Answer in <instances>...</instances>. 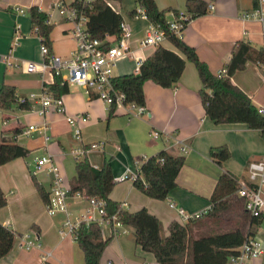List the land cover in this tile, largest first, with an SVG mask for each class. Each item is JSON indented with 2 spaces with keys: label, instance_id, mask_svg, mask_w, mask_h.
Instances as JSON below:
<instances>
[{
  "label": "crops",
  "instance_id": "crops-1",
  "mask_svg": "<svg viewBox=\"0 0 264 264\" xmlns=\"http://www.w3.org/2000/svg\"><path fill=\"white\" fill-rule=\"evenodd\" d=\"M56 1L0 0V88L3 85L15 87L17 97L39 96L44 86L51 85L54 81L51 73L29 74L24 70L25 65L20 66L19 63L32 62L39 66L43 60L39 52L40 39L28 16L29 7L37 5L49 14L53 26L61 25L63 36L71 37L67 21L54 9ZM111 1L132 33L131 48L146 59L155 49L138 50V41L144 36L148 20L132 16L131 12L138 8L136 0ZM203 1L208 5L212 4L214 9H208L207 13L191 19L181 38L196 50L200 61L206 64L213 75H218L228 63L236 41H248L255 49L264 52V22L242 17L244 12L254 7L253 0ZM63 2L69 4L71 0ZM155 2L159 9L170 10L166 13L167 20L171 19L172 10H185L186 4V0ZM13 5L22 8L24 13L15 12ZM16 32L23 36L12 52L10 62L20 67L8 66L2 59L8 54ZM161 47L175 52L169 40L164 41ZM72 53L71 51L69 54ZM131 74L135 73L134 62L130 59L120 61L114 69L115 77ZM231 81L248 96L256 108L264 109L263 69L257 64L247 63L244 70L232 76ZM76 87L84 92H74L73 87L69 86V93L61 99L66 116H89V121L81 125V143L73 140L65 115L49 112L45 116L50 127L47 132L49 142L45 144L38 133L29 139L15 142L29 150V156L0 167V189L7 202L0 210V223L15 234L14 246L8 255L0 259V264H42V257L46 253L49 254L48 264H84L83 253L77 243L69 236L61 238L59 231L63 229L67 218L74 223L82 215L93 212L86 198L77 194L66 201L67 216L64 213L51 216L46 212L35 183L49 193L51 178L46 172H41L36 177L31 175L35 159L45 154L52 156L68 186L75 175V160L69 155V151L80 146L98 144L100 147L88 150L84 159L94 169H100L104 160L109 159L113 179L125 172L135 173L138 165L160 152L184 157L176 187L165 200H154L143 195L131 181L115 184L110 194V199L120 204L125 211L134 213L146 209L159 220L164 236L168 233L170 223L185 224L176 210L169 207L170 203L189 215L203 213L210 206L209 198L221 173L229 172L238 178L239 183L247 182L248 165L264 159V140L258 131L250 130L243 124L216 125L205 115L199 96L202 85L195 66L190 62H186L180 80L171 88H161L152 82L144 84L143 106L146 114L142 117H133L124 110H108L102 100L93 94L88 95L83 88ZM30 106L29 111L19 110L17 105L10 110L0 109V137L12 140L22 128L42 124L43 119L33 110L36 104L30 103ZM109 113L112 116L109 117ZM62 124L69 129L66 134L59 133L58 127ZM154 133L159 135L158 139L152 137ZM220 146L228 148L230 157L218 166L210 158V151ZM232 212L235 213L232 224L235 226L238 220L244 218L247 220L244 231L248 230L250 225L247 217L240 214L241 209ZM117 231L115 235H111L110 229L101 230L102 237L108 244L100 264L156 263L152 254L143 252L135 244L131 229L122 227ZM252 232L255 237L264 241V222L260 227L252 229ZM25 236H29L31 241L38 239L40 248L26 250L23 247ZM263 257L264 254L245 264H264Z\"/></svg>",
  "mask_w": 264,
  "mask_h": 264
},
{
  "label": "trees",
  "instance_id": "trees-1",
  "mask_svg": "<svg viewBox=\"0 0 264 264\" xmlns=\"http://www.w3.org/2000/svg\"><path fill=\"white\" fill-rule=\"evenodd\" d=\"M142 7L148 20L164 26L166 13L169 9H159L155 0H136ZM70 7L82 9L80 0H71ZM87 32L91 38L104 39L105 35L118 38L121 33V14L110 7L105 0H95L87 9ZM208 3L203 0H186L185 12L190 19L207 13ZM136 9L131 14L134 16ZM176 12V10H172ZM32 27L51 53V31L49 14L37 5L28 9ZM168 40L174 47L169 51L158 47L143 62L139 74L117 76L111 80L113 89L124 95L125 103L143 106L145 104L143 86L152 82L161 88H171L180 80L186 62L192 63L198 73L202 88L199 91L201 104L205 115L216 125L243 124L250 130L258 131L264 140V116L258 113L251 100L231 78L245 69L247 63L264 67V52L255 49L251 43L244 40L235 42L230 59L225 65L224 75H213L205 63L201 62L196 50L182 38L168 34ZM109 46L105 41L102 47ZM182 55V57L180 56ZM47 94L60 99L69 93V86L54 77L51 85H45ZM15 87L3 85L0 88V109L10 110L12 106L22 111L31 109L30 103H17ZM112 113H109V117ZM30 151L16 144L10 138L0 137V167L19 158H26ZM230 153L226 146L213 148L210 158L220 166L228 160ZM184 157L160 152L140 165L139 175L133 182L134 187L143 195L154 200L163 201L170 191L176 187V179L184 165ZM111 161L105 159L100 169H94L86 159L75 161V175L69 183L72 195L79 194L85 198L104 200L108 217L116 215L123 227L132 231L135 244L143 252L154 256L157 264H229V259L238 254L244 242L254 237L252 229L260 227L262 218H252L244 211L243 201L237 196L240 188L239 180L229 172L221 173L209 198L208 210L196 219L185 224L172 222L164 236L159 220L146 209L130 213L120 208V204L110 199L114 188ZM38 194L46 205L49 193L35 183ZM6 198L0 189V210L6 206ZM241 209L240 214L247 217L250 228L246 231L240 227L223 229L225 217L235 209ZM199 226L210 227L207 234L194 236V230ZM77 245L83 253L84 264H100L102 254L108 244L102 237L101 228L97 224L85 226L82 224L77 231ZM15 234L0 223V259L12 250Z\"/></svg>",
  "mask_w": 264,
  "mask_h": 264
},
{
  "label": "built area",
  "instance_id": "built-area-1",
  "mask_svg": "<svg viewBox=\"0 0 264 264\" xmlns=\"http://www.w3.org/2000/svg\"><path fill=\"white\" fill-rule=\"evenodd\" d=\"M80 1L83 5L82 9L70 7L68 4H65L63 0H57L54 4V9L58 14L71 24L69 33L76 42V48L70 57L65 60L55 57L49 52L46 46L41 45L39 48L40 55L43 58L41 65L38 66L35 63L29 62L25 64L24 70L29 74L51 73L53 77H59L62 83L68 86L81 87L88 95H95L99 100L104 102L108 110H124L126 114L133 117H142L146 114L144 106L125 103L124 95L116 92L111 84V80L115 77L114 69L120 61L125 59L133 60L135 74H139L140 68L145 61L143 56L137 55L130 46L132 37L131 31L124 21H122L120 24L121 33L118 38H113L108 35H105L102 40L91 38L87 32V22L89 18L85 8H91V3L95 0ZM105 1L110 7L114 8L111 0ZM253 1L254 7L250 11L244 12L242 17L246 19H258L263 23L264 0ZM12 9L17 13H24V10L16 5H13ZM208 9L212 10L214 6L210 4L208 5ZM170 14L171 19L167 20L166 24L162 26L150 22L142 7L136 8L133 17H141L148 20V26L144 36L138 41V50L145 48L156 49L160 47L164 41L168 40V34L181 38L184 28L191 20L190 15L187 14L185 10L170 12ZM21 36L23 35H19L17 32L15 33L8 54L2 58L3 62L8 66L19 67L18 64H12L10 59H12V52L18 45ZM110 38H113V41H110ZM105 41H109V46L102 47ZM225 73L226 71L223 68L218 75H224ZM25 102L33 104L39 103L40 109L37 111V114L43 119V122L39 126L29 125L22 128L12 137V141L17 142L19 140L29 139L35 133H38L42 136L46 144L50 140L47 134L50 127L45 121V116L49 112L65 115L62 99L52 98L47 94L46 88H43L39 96L30 95L29 97H18V104H23ZM129 112L134 113L131 114ZM258 113L264 116V109L258 108ZM65 121L72 130L73 140L81 143V125L89 121V116L87 114H76L74 116L65 115ZM152 137L158 139L159 135L154 133ZM99 147L98 144H92L87 147L80 146L71 149L69 155L74 158L75 161H81L84 159L88 150L97 149ZM182 151H184V149H182ZM139 168L140 165L137 166L135 173L125 172L121 176L114 178L113 183L118 184L126 181L134 182L139 175ZM41 172H46L51 178L49 201L45 205L46 212L51 216L57 213H64L67 216L66 201L72 194L70 188L64 183L60 170L50 154H45L35 159V167L31 175L36 177L37 174ZM247 172L248 181L240 183L237 196L242 199L244 211L248 216L252 218H262L264 221V159L250 163L247 167ZM86 200L93 213L82 215L74 223L67 218L64 222L63 229L59 231L61 238L69 236L72 241L77 242V231L82 224L85 226L97 224L101 230L103 228H108L110 229L111 235H115L118 232L117 230L123 227L117 220L116 215L111 217L107 216L105 211L106 203L104 200L95 198H86ZM169 207L176 210L183 223L196 219L207 211L200 214L189 215L183 209L177 208L174 203H170ZM120 208L122 209V206H120ZM25 239L26 242L23 244V247L26 250L40 248L38 239L37 241H31L29 236H25ZM263 254L264 241L262 238L254 236L248 238L244 242L238 250V254L229 259V264H245L248 261L261 258ZM48 258L49 254H44L42 257V264H48Z\"/></svg>",
  "mask_w": 264,
  "mask_h": 264
},
{
  "label": "rangeland",
  "instance_id": "rangeland-1",
  "mask_svg": "<svg viewBox=\"0 0 264 264\" xmlns=\"http://www.w3.org/2000/svg\"><path fill=\"white\" fill-rule=\"evenodd\" d=\"M68 25V28H71V24L70 23H66ZM64 34L61 31V25H55L53 26V29L51 31V39L52 41V48L51 51H53V56L55 57H59L61 59H68L69 58V53L75 50L76 48V42L74 39H72L70 36H63ZM28 53H30V50L27 51ZM29 63V62H26ZM25 62H21L19 63L20 66L25 65ZM19 66V67H20ZM72 91H81L84 92L82 89L77 88L76 86H71ZM36 107L33 108V110L35 111V113H37V111L40 109V105L39 103H35ZM40 119V118H39ZM59 129V133L60 134H66L67 132H69L68 127L65 124H62L58 127ZM238 209V208H237ZM238 212V211H237ZM237 214V213H236ZM235 213L230 212L226 215L225 220H224V224H223V229H227V228H231L234 225L232 224L233 221V217H234ZM236 222V220H235ZM241 223V224H240ZM247 223V220H245L244 218L241 220H238V223L235 225V227H240L242 230H244V225ZM209 230H211L210 227H204V226H199L198 228H196L194 230L193 235L194 236H198L201 234H207L209 232ZM264 258V257H263Z\"/></svg>",
  "mask_w": 264,
  "mask_h": 264
}]
</instances>
